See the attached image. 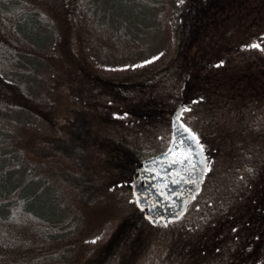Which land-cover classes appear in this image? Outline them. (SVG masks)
I'll return each instance as SVG.
<instances>
[{
    "label": "rangeland",
    "instance_id": "1",
    "mask_svg": "<svg viewBox=\"0 0 264 264\" xmlns=\"http://www.w3.org/2000/svg\"><path fill=\"white\" fill-rule=\"evenodd\" d=\"M255 1L260 0H232L224 6L238 14ZM212 10L195 0H0V132L9 135L0 147L17 151L15 165L29 169L30 177L55 186L54 197L71 221L51 226L15 208L0 219V264L209 260L199 255L207 249L200 250L197 238L214 234L224 217L220 213L236 201L237 184L254 174L261 144L248 138L256 131L264 137V89L247 82L256 70L249 55L262 51L246 47L255 38L256 16L253 10L241 18L218 16L220 29L211 36L201 25L215 18ZM240 29L245 33L232 39L222 36ZM188 40H193L189 47L201 43L212 66L210 77H200L212 106L185 108L179 117L205 152L206 173L177 220L152 225L136 207L127 181L142 159L168 146L175 106L160 122L138 117L142 109L129 105L133 95L144 91L139 82L179 70L178 53ZM192 52L186 47L184 53ZM163 77L155 81L162 88L157 101L166 108L177 97L166 93L171 83L157 82ZM233 88L243 97H235ZM214 246L217 251L218 243Z\"/></svg>",
    "mask_w": 264,
    "mask_h": 264
},
{
    "label": "trees",
    "instance_id": "2",
    "mask_svg": "<svg viewBox=\"0 0 264 264\" xmlns=\"http://www.w3.org/2000/svg\"><path fill=\"white\" fill-rule=\"evenodd\" d=\"M231 1L232 0H195V2L199 5H210L213 9V14L215 15L213 20L202 24L201 26L204 27L211 36H213L212 33L216 32L217 34L220 29L218 25V16H221L224 19H229L232 16H240L239 18H241L243 17V14H247L250 12V10H253L254 16H256V21L254 20V23L252 24L253 28L251 29L253 33L251 36L255 38L252 40L249 38L248 42L249 45L253 43L259 44L260 47L257 49L261 48L262 51L255 50L253 53H249L250 57L254 56L252 67L256 70L252 79L247 80V82L249 84L256 83V85L261 86V90H263L264 77L262 74L264 68H262L261 65H264V55H260L258 52H264V1H255L252 5H250L251 7L244 6L242 11L238 14H234V12L228 8L225 9L224 5ZM261 2L262 5H260ZM16 26L17 28L19 27L18 24ZM131 26V28H134L133 25ZM126 28L128 30L130 26L126 25ZM23 30H28L25 22L23 25ZM245 30L246 29H240V31L234 33L235 35L228 34L224 31L222 36H224L226 39H232V37L234 38L237 35H241V33H245ZM192 43L193 40H188V42L185 44L190 53L192 52L193 46L195 44L197 45V43H195L192 47H189L192 45ZM200 44L201 43L198 41V45L192 52L193 54L191 56H189L190 53L188 56L185 55L184 52L186 51V47L185 51L178 53L182 59L180 62L181 67L179 68L178 66V71L176 70L172 74L168 75L166 73L163 75L160 74L159 76L153 74L149 77L150 79L139 82L138 84L136 83L139 86L145 87L142 93L133 95L135 99L133 98L129 105H138L139 108L142 109L143 112L142 114L138 115V117H155L161 119L160 122H163L168 116V111L171 109V107H173V105L176 107L178 103H182V110L185 108L199 109L205 107L207 109V107L212 106V103L214 102L213 99L210 97L209 100L205 95V92L208 93L209 87L206 85L204 88H202L200 78L203 74H206L207 77H210L209 69L212 66L208 63L207 51H205L203 46ZM249 61L247 65H243V68L246 70V72L248 68H251L249 66ZM162 76L164 77L157 79V82L159 83L160 80V82H163V84L166 83V85L171 83L172 90H167L166 93L175 95L177 97V101L174 103H169L170 105L166 108L162 106L163 103L157 101L158 94L161 92H157V90H161L162 88H156L157 84L155 78ZM242 76L243 75L237 76L238 81L242 80ZM108 81L122 87L125 85L124 83H119L112 80ZM137 85L134 83L129 84V86L132 87H137ZM125 87L127 88L126 85ZM130 90L134 91L133 88ZM261 90L258 91L254 89L256 92H262ZM236 91L238 90H234L233 92L237 94ZM144 93H146V95H143ZM139 94L140 97L136 98ZM263 94L264 92L262 95ZM115 95L122 96V94L118 93H115ZM234 95L235 94L232 93V97H234ZM240 96L243 97L241 92H239L235 97ZM244 104H246V102ZM242 107L246 110L248 108L250 110L251 108V111L254 109L248 105ZM258 135V131L253 132L247 140L248 143L254 142L258 146L259 143L261 144L262 154H259L261 160L257 165L254 174L248 175V177L245 176L246 179L241 180L240 184H237L238 189L236 201L234 200V204L230 205L220 213L221 216L224 217L221 218L218 228H216L214 231L215 236L212 233L211 235H206V237L200 236L197 238L196 243L200 246V250L207 249L205 254H202L201 252L199 253L200 256L202 255L201 257L209 259L205 261V264H264V137L261 136L260 138ZM8 139L9 135L0 132V145ZM10 151H12L13 155ZM10 151L7 150V148L0 147V199L5 200L9 196H13L15 199L14 201H0V219H6L15 208L20 207L25 212L32 213L36 218L49 223L51 226H57L62 222H66L67 226L70 225L71 221L68 218L69 212L65 210V207L61 201L56 200L54 197L55 186L52 183L47 182L43 177H30L29 169H26L24 166L22 167L19 164L15 165L18 157L17 151ZM12 176L13 180H11ZM67 176L68 174H64V177ZM108 183H110V180ZM127 184H129L128 181ZM47 194L49 197H46ZM132 217L133 215H130L129 218H125L124 223L130 221ZM122 226L123 224L121 227ZM121 227L119 232L120 234L122 231ZM218 233L221 234L219 239ZM215 243H218L217 251L216 247L214 246ZM222 243H225L227 246L222 248ZM200 261H202V259L199 260L198 258V262Z\"/></svg>",
    "mask_w": 264,
    "mask_h": 264
},
{
    "label": "water",
    "instance_id": "3",
    "mask_svg": "<svg viewBox=\"0 0 264 264\" xmlns=\"http://www.w3.org/2000/svg\"><path fill=\"white\" fill-rule=\"evenodd\" d=\"M181 109L182 103L170 114L171 135L167 148L142 159L131 172L130 191L135 205L152 225L177 220L200 190L206 172L205 152L199 140L191 141L193 133L179 118ZM180 136L191 141L195 150L181 144ZM178 145L179 150L187 155L186 162L179 155L171 156L169 150H175ZM197 164L199 168L193 171Z\"/></svg>",
    "mask_w": 264,
    "mask_h": 264
},
{
    "label": "snow or ice",
    "instance_id": "4",
    "mask_svg": "<svg viewBox=\"0 0 264 264\" xmlns=\"http://www.w3.org/2000/svg\"><path fill=\"white\" fill-rule=\"evenodd\" d=\"M246 47H250V48H259L260 45L257 44V43H253V44L248 45V46H246ZM185 132H188V129H185ZM179 141H180L181 144L187 145L189 148L192 149V151H194L195 149L192 147L191 141H198V138L193 134V135H191V141H189V140L186 139L185 137L180 136V137H179ZM169 151H170L171 156H172L173 158H175L176 156L179 155V156L182 158V160H183L184 162L187 161V155H186V153L181 152V151L179 150V145L177 146V148H176L175 150L170 149ZM169 168H170V166H169ZM197 168H199V165H198V164H197V165H194V166H193V171H196ZM197 178H199V172H197Z\"/></svg>",
    "mask_w": 264,
    "mask_h": 264
},
{
    "label": "flooded vegetation",
    "instance_id": "5",
    "mask_svg": "<svg viewBox=\"0 0 264 264\" xmlns=\"http://www.w3.org/2000/svg\"><path fill=\"white\" fill-rule=\"evenodd\" d=\"M0 91H2V90H0ZM4 93V92H3Z\"/></svg>",
    "mask_w": 264,
    "mask_h": 264
}]
</instances>
